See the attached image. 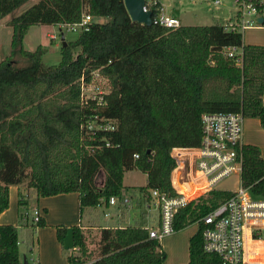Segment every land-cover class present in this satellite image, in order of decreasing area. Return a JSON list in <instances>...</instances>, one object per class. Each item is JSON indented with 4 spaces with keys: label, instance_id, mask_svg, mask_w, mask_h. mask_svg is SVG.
Returning <instances> with one entry per match:
<instances>
[{
    "label": "trees",
    "instance_id": "16d2710c",
    "mask_svg": "<svg viewBox=\"0 0 264 264\" xmlns=\"http://www.w3.org/2000/svg\"><path fill=\"white\" fill-rule=\"evenodd\" d=\"M26 1L0 0V20ZM160 3L151 4L152 16ZM86 12L105 19L93 21L63 46L59 64L44 65L42 46L24 48L32 25L74 23ZM9 24L11 54L0 57V213L10 206L11 185L35 188L38 196L78 192L82 214L112 196L125 203L124 176L132 169L148 175L145 185L134 186L148 202L153 189L173 196L172 149L201 144L204 112H242L264 127V44L244 43L239 29L223 23L168 28L133 21L124 0H38ZM233 46L242 48V64L226 54ZM18 52L26 65L14 63ZM96 69L109 78L110 90L103 103L85 102L81 79ZM89 119H114L116 126L87 129ZM242 153V184L254 197H264L261 148L244 143ZM235 192L211 188L175 212V231L198 223L189 239V261L180 264H222L218 254L203 247V217ZM28 196L20 191L18 200L20 219L27 222L29 213L21 207ZM30 224L47 222L41 215ZM88 229L72 227L78 249L68 256L71 264L164 263L161 240L150 236L148 226L100 227L96 248ZM68 231L57 226L60 242ZM0 264H33L22 258L18 224L0 223Z\"/></svg>",
    "mask_w": 264,
    "mask_h": 264
},
{
    "label": "built area",
    "instance_id": "2783aa9c",
    "mask_svg": "<svg viewBox=\"0 0 264 264\" xmlns=\"http://www.w3.org/2000/svg\"><path fill=\"white\" fill-rule=\"evenodd\" d=\"M159 1L146 0L144 10L151 9V4ZM223 1L212 0L215 5ZM233 1L238 5V10L235 20L231 18L223 23L227 28L242 31L264 25V0ZM160 4L159 11L152 16L153 23L168 28L181 26V19L168 14L164 4ZM260 17L262 22L259 21ZM95 20L96 16L86 12L80 21L67 25L73 29L80 26L82 30H88L90 23ZM225 52L236 63H243L242 48L228 47ZM81 85L85 102L91 99L103 103L105 94L110 90V80L100 69L92 71L89 79L82 77ZM245 118L242 112H204L201 144L172 149L171 154L177 165L171 172V180L177 194L171 196L158 189L151 191L152 199H156L160 208V218L158 227L150 226V236L161 239L174 232L175 212L202 193L217 187L221 179L232 173L241 175L242 179ZM115 123L114 119L108 123L102 119H89L86 128L114 129ZM138 156L136 153L135 157ZM182 185L186 186L185 190ZM118 199L112 196L109 203L116 204ZM41 215L40 208H35L33 221H38ZM109 215V212L106 213V216ZM203 222V247L207 252L218 254L222 264H264V197H254L249 187L242 184L234 195L205 215Z\"/></svg>",
    "mask_w": 264,
    "mask_h": 264
},
{
    "label": "rangeland",
    "instance_id": "374dc122",
    "mask_svg": "<svg viewBox=\"0 0 264 264\" xmlns=\"http://www.w3.org/2000/svg\"><path fill=\"white\" fill-rule=\"evenodd\" d=\"M38 0H27L21 6L17 7L13 12L6 15L0 20V57L5 58L11 54L13 27L9 24V20L27 9L30 5ZM168 14L174 15L181 19L184 25H211L216 23H226L232 18L235 20L238 5L233 0H224L221 4L215 5L212 0H160ZM98 21H102L101 17H97ZM82 28L79 26L75 29L71 28L64 23H41L32 25L25 38L24 48L28 50H35L38 46L44 48L42 60L44 65H57L63 58V40L75 41ZM243 32L244 43H264V25L248 27ZM54 35V37L52 36ZM13 61L17 66H23L28 63V60L19 52L13 56ZM261 125V124H260ZM259 120L257 117H246L244 123L243 140L245 143L257 144L261 151H264V127L259 128ZM264 155V153H263ZM148 181L147 173L139 170L132 169L125 172L124 183L128 187L125 192L130 197L131 206L128 210H125V221H118L117 216H106V213L117 212V207L121 201L118 199L117 205L111 207L102 204L97 207H87L85 209V217L91 215L95 219L93 223L87 226L89 231V240L92 248H96L99 243L100 227L103 226H123L127 224H140L144 226H159V206L156 199H152L150 202L144 197V194L140 191L142 185H145ZM241 175L232 173L226 176L217 183V187L222 189L238 190L241 187ZM29 202L22 206L23 213H29V222H33V213L38 205V194L35 188L29 191ZM41 213H46L44 207L39 206ZM19 205L17 204V210L13 206L12 210L8 213H18ZM124 212V211H123ZM97 223V224H96ZM86 228V226H85ZM198 223H193L181 230L174 231L171 234L165 235L161 238L162 248L166 254L163 264H179L183 262H177L181 259L184 251L188 253V244L190 236L197 230ZM29 231V230H28ZM21 232L20 242L21 249L26 251L27 242L24 241L23 233ZM26 235V234H25ZM29 239L31 242L34 240L36 233L29 232ZM264 237V235H263Z\"/></svg>",
    "mask_w": 264,
    "mask_h": 264
},
{
    "label": "crops",
    "instance_id": "0c3cea01",
    "mask_svg": "<svg viewBox=\"0 0 264 264\" xmlns=\"http://www.w3.org/2000/svg\"><path fill=\"white\" fill-rule=\"evenodd\" d=\"M101 18L105 19L104 17ZM259 128H262V126L260 125ZM263 153L264 151L262 152V155ZM31 189L33 188L24 189L23 185L10 186V206L5 211L0 213V223L18 224L19 248L23 259L25 256V258L33 262V264H71L68 256L71 252L78 249V247L74 245L72 227L74 225L87 227L91 225L95 219L91 215L89 216V218L85 217V211L83 214L81 213V204L78 192L59 193L51 196L38 197V205H42V207H44L46 211V213H42V215H44L47 225L34 228L30 224V222H27L26 220L22 221L20 219L19 213H8L10 210H12L13 206H15V210H17L16 208L18 200L20 198V191H23L25 194H29V191ZM130 197L131 196H128L126 193L125 198L128 199V202H126L125 204L121 201L120 205L117 207V212H115L114 214L110 213V216L116 215L118 221H125V210H128L131 206L132 199ZM104 204L109 207H111L112 205H117V203ZM140 224L142 223L140 222ZM59 225H66L69 228L68 234L66 235L63 243L58 239L57 226ZM24 230H27V232H25L26 235L23 233L25 239L24 241L28 243L26 251H23L21 249L20 242L21 232ZM33 230L36 235L34 240L31 242V240H28V234L30 231L33 232ZM188 261L189 244L188 253L184 251L182 258L177 260V262L187 263Z\"/></svg>",
    "mask_w": 264,
    "mask_h": 264
},
{
    "label": "water",
    "instance_id": "95a60500",
    "mask_svg": "<svg viewBox=\"0 0 264 264\" xmlns=\"http://www.w3.org/2000/svg\"><path fill=\"white\" fill-rule=\"evenodd\" d=\"M124 3L133 21H138L145 24L153 23V11L151 9L144 10L146 0H124ZM259 21L262 22L263 19L260 17ZM62 40L63 46H67L68 42L65 41L64 36H62ZM24 260L27 261L25 256Z\"/></svg>",
    "mask_w": 264,
    "mask_h": 264
}]
</instances>
